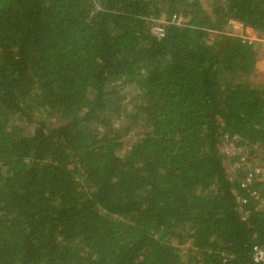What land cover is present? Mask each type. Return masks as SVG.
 Instances as JSON below:
<instances>
[{
  "label": "trees",
  "instance_id": "16d2710c",
  "mask_svg": "<svg viewBox=\"0 0 264 264\" xmlns=\"http://www.w3.org/2000/svg\"><path fill=\"white\" fill-rule=\"evenodd\" d=\"M263 58L264 0H0V264H260Z\"/></svg>",
  "mask_w": 264,
  "mask_h": 264
},
{
  "label": "built area",
  "instance_id": "2783aa9c",
  "mask_svg": "<svg viewBox=\"0 0 264 264\" xmlns=\"http://www.w3.org/2000/svg\"><path fill=\"white\" fill-rule=\"evenodd\" d=\"M254 40H249V42ZM235 139V138H233ZM223 152L234 157L241 155V149L237 148L233 141L226 138L222 147ZM229 169L234 171L235 174L245 172L247 174L244 179L241 180L243 186H252L250 191L251 196L258 202V206L264 211V155L262 158L246 155H241L239 160L233 161L229 164ZM242 170V171H241ZM253 259L256 263L264 264V247H256L253 253Z\"/></svg>",
  "mask_w": 264,
  "mask_h": 264
},
{
  "label": "rangeland",
  "instance_id": "374dc122",
  "mask_svg": "<svg viewBox=\"0 0 264 264\" xmlns=\"http://www.w3.org/2000/svg\"><path fill=\"white\" fill-rule=\"evenodd\" d=\"M203 2L204 5H208V3L210 2V0H201ZM171 20H178L179 22H182L184 20L183 16H179L177 18H174L173 16L171 17ZM226 31L229 34L232 35H237V36H241L244 38V40H258L259 37L257 35V32H255L253 29L251 28H247L242 26L239 22L236 21H231L230 24L228 25V27L226 28ZM215 37V33L211 34V38L213 39ZM251 81L254 84H262L264 83V58L262 59V61L260 62V64L258 65L256 72L254 73V75L251 78ZM134 90L132 88L129 87V89H126V102L127 104L130 103L129 98L131 96V94H134ZM123 122V121H122ZM19 123L22 125V127H24L27 131H32L33 130V126H29L26 122H22L19 121ZM53 123V122H52ZM55 123V122H54ZM138 132L133 131L129 137L127 138V142L131 143L133 141H135L137 139V134ZM181 252L183 254L186 253V250L184 248H182Z\"/></svg>",
  "mask_w": 264,
  "mask_h": 264
}]
</instances>
